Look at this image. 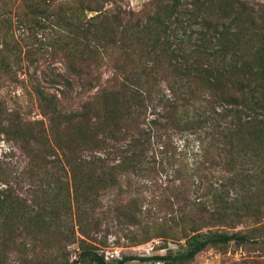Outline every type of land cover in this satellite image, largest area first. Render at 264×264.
Instances as JSON below:
<instances>
[{
    "label": "trees",
    "instance_id": "16d2710c",
    "mask_svg": "<svg viewBox=\"0 0 264 264\" xmlns=\"http://www.w3.org/2000/svg\"><path fill=\"white\" fill-rule=\"evenodd\" d=\"M163 1L151 0L142 11L147 13L148 7L153 12L147 21L151 27L135 25V42L142 45L139 50L111 51L118 55L112 66L120 75L107 77V85L98 97L89 96L73 107L68 100L73 99L71 78L63 79L64 74L56 72L54 76L61 79L63 89L59 86L55 93H48L39 81L38 107L49 126L45 132L41 128L44 122H40V127L39 121L24 120L19 110L7 109L0 102V133L16 143L31 163H49L51 169H56L55 173L48 174L59 173L55 177L58 180L49 181L47 188L52 185L55 192H60L59 201L47 199L31 207L14 195L8 181L2 183L0 247L24 254V249L16 248L21 245L18 239L22 237L30 241L29 245L37 240L65 245L76 238L73 226L59 224L62 213L71 216L69 192L62 186L67 182L59 179L60 175L67 176L68 171L78 186L73 189L77 230L85 239L95 240L98 219L106 213L97 208V191L120 186L116 183V168H120V173L134 172L141 165L142 155L130 151L134 146L155 143L166 149L174 146V136L191 133L205 153L203 159L212 148H219L225 154L228 161L220 164L224 169L236 162L245 148L253 154L251 161L258 155L264 157V0H170L168 4ZM32 5L30 13L34 16L36 11L44 12L48 7L44 0H33ZM116 8L112 16L102 15L85 21V42L77 45L84 49L80 50L85 54V60L81 61L86 62L84 69L88 72L91 71L88 61L92 50L115 47L123 35L124 13L120 7ZM174 14V21L169 26L164 24L165 18ZM45 21L42 16L36 22V29H41ZM169 27L173 28L172 39L163 43L158 35L162 29H171ZM178 30L182 34L175 36ZM35 32L26 37L30 43L36 39ZM39 38L45 40L43 34ZM133 55L138 62L135 59L131 66L130 56ZM68 69L70 76L72 72L80 77L81 72L74 65L70 64ZM149 107L154 117L147 120L145 115ZM189 109L194 111L192 116ZM109 146L113 150L106 152L104 158L96 155L100 147ZM116 153H119L117 158L114 157ZM112 160H117V164L104 170V164ZM157 160L155 157L150 160L154 168ZM196 168L204 173L210 163L199 160ZM182 172L176 171L177 177H181ZM255 172L251 174L257 177ZM247 179L249 181L252 176H241L238 180L241 183ZM167 182L168 185L150 180L148 187L157 186L163 193L167 186L169 198L165 202L175 208L176 218L180 220L176 227L181 226L178 233L186 248L173 257L142 258V262L169 259L186 262L210 246L247 242L248 238L241 231L212 229L220 213L200 199L202 196L198 193L203 183L195 187L197 196L191 199L183 180L179 185L172 182L173 187L169 180ZM238 187L241 190L242 185ZM45 195L50 194L46 191ZM55 196L58 198V194ZM239 201L238 198L227 200L229 208L239 212L235 207ZM258 204L257 199L256 202L253 199L244 210L258 217ZM193 207H202L199 218L192 213L190 208ZM115 211L128 225L134 226L144 218L134 200L119 204ZM82 255L95 264H106L102 256L87 248H82Z\"/></svg>",
    "mask_w": 264,
    "mask_h": 264
},
{
    "label": "rangeland",
    "instance_id": "374dc122",
    "mask_svg": "<svg viewBox=\"0 0 264 264\" xmlns=\"http://www.w3.org/2000/svg\"><path fill=\"white\" fill-rule=\"evenodd\" d=\"M32 1L0 0V102L4 103L7 109L19 110L20 118L24 120L39 121V126L40 122H44V125L40 127L45 132L49 126L38 107L39 81L44 84L42 88L47 89L48 93H55V89L59 86L63 87L61 79L54 76L56 72L64 74L63 79L71 78L69 80L73 84V99L68 100L73 107L89 96L98 97L101 89L107 85V77L114 74L120 75L118 71L113 70L112 66L118 55L111 51L125 50L130 53L139 50L142 45H137L135 42L133 36L135 25L151 27L152 24L148 25L147 21L153 12H150L148 7L147 13L142 12L151 0H44L48 5L46 11L40 13L36 11L34 16L30 13V8L33 7ZM163 2L168 4L170 0ZM116 6L120 7L121 12L124 13V21L121 25V30L124 26L123 35L115 47L92 50V57L88 61L91 71L88 72L84 69L86 62L81 61L85 60V54L80 51L84 49L77 45L85 42L84 35L87 32L85 21L90 22L91 18L102 15L112 16L113 10H118ZM42 16L46 18V21L42 28L37 30L36 22ZM174 19L175 14L165 18L164 24L169 26ZM33 26L35 27L32 30ZM169 28L171 29H162L158 35L163 43L172 39L173 28ZM35 30L36 39L34 43H30L26 37ZM42 34L45 40L39 38ZM181 34L178 30L175 36ZM107 46L108 44H104V47ZM15 47L17 50H14ZM105 50L108 51L105 52ZM135 59L136 55L130 56V61L133 62L131 66ZM135 62L138 60L136 59ZM70 64L81 72L79 78L72 72L70 76V69H68ZM120 81L118 79V82ZM155 110L159 112V109ZM152 113L149 107L145 118L152 119L154 117ZM193 114L194 111L189 109V115ZM141 126L143 129L144 125ZM193 136L191 133L183 137L174 136V146L166 149H161L162 147L155 143L131 148L130 151L142 155L141 165H138L134 172L128 170L120 173V168H116L114 170L117 177L116 183L122 187L116 185L113 188L97 191V208L106 213L98 219L100 224L98 233L94 235L95 240L85 239L79 234L74 216L77 205L73 197V189L78 186L72 180V174L69 171L67 176L60 175V181L67 182L62 186L69 192L68 205L71 208V216L66 215L65 212L62 213L59 224L68 228L73 226L76 238L65 245L44 243L37 239L38 242L29 245L30 241L22 237L18 239L21 245L16 248L24 249V254L16 249L7 250L0 247V264H95L87 257H83L82 248L102 256L106 264H264V157L258 155L255 161H251L253 154L245 148L237 161L224 169L220 164L224 165L226 162L225 154L219 148H212L203 159L205 153L202 152L201 145ZM99 149L101 150L97 151L96 155L103 158L106 152L113 150L111 146ZM118 155L119 153H116L114 157L117 158ZM152 157L158 159L155 168L154 163L150 164ZM239 159L241 160L238 161ZM160 160L161 164H159ZM199 160L210 163V168L205 171L207 174L196 168ZM37 162L31 163L16 143L7 135L0 133V172H4L0 174V189L4 187L2 183L8 181L15 192L14 195L24 199L23 203L31 207L33 203L39 205L47 199L59 201L60 197V192H55L52 185L49 189L47 188L49 181L58 180L55 177H58L59 173L49 175L50 171L55 173L56 169H51L49 163ZM115 164L117 160H112L106 162L103 168L106 170ZM38 167L41 168L36 171L35 168ZM179 170L184 171L181 177H177L176 174ZM253 172L257 177L251 174ZM241 176H252V179H249L250 183L248 179L240 183L238 179ZM150 180L166 185L168 180L171 185L172 182L174 185H179L183 180L185 186H188L185 187L187 193L189 196L192 195L191 199L197 196L194 192L197 190L195 187L200 182L203 183L200 186L203 188H200L198 193L202 196L200 199L206 206L220 213V219L214 223L212 229L241 231L248 238L247 242L240 245L231 242L223 246H210L196 255L193 260L186 262H176L171 259L142 262V258L173 257L186 248L184 239L178 233L181 226L176 227L177 223L180 224V220L176 218L175 208L173 209L165 202V199L169 198L166 192L167 186L166 191L162 193L157 186L148 187ZM236 184L242 185L241 190ZM46 191L50 195H45ZM234 198L240 200L235 205L239 212L229 208L230 205L227 203V200L233 201ZM253 199L254 202L257 199L260 203L258 217L248 215L250 213L244 210ZM133 200L144 215V218L134 226L128 225L127 221L119 218L115 211L119 204ZM190 209L199 218L202 207ZM144 238H147V241H144ZM62 245L64 248L61 247ZM23 246L26 247L23 248Z\"/></svg>",
    "mask_w": 264,
    "mask_h": 264
}]
</instances>
